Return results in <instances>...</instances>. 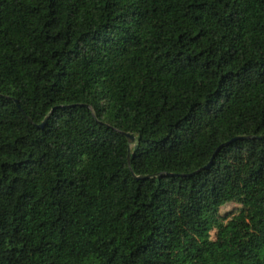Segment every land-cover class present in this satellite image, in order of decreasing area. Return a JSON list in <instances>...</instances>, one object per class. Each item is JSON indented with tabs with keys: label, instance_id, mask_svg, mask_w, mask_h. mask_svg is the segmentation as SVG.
<instances>
[{
	"label": "trees",
	"instance_id": "obj_1",
	"mask_svg": "<svg viewBox=\"0 0 264 264\" xmlns=\"http://www.w3.org/2000/svg\"><path fill=\"white\" fill-rule=\"evenodd\" d=\"M0 264H264V0H0Z\"/></svg>",
	"mask_w": 264,
	"mask_h": 264
},
{
	"label": "water",
	"instance_id": "obj_2",
	"mask_svg": "<svg viewBox=\"0 0 264 264\" xmlns=\"http://www.w3.org/2000/svg\"><path fill=\"white\" fill-rule=\"evenodd\" d=\"M129 138V141H130V144L133 145L135 142H136V136L131 134V133H127L126 134ZM131 164V163H130ZM138 179H149L150 176H147V177H141V176H136Z\"/></svg>",
	"mask_w": 264,
	"mask_h": 264
},
{
	"label": "rangeland",
	"instance_id": "obj_3",
	"mask_svg": "<svg viewBox=\"0 0 264 264\" xmlns=\"http://www.w3.org/2000/svg\"><path fill=\"white\" fill-rule=\"evenodd\" d=\"M236 205L235 204H230L229 206H227L225 209L226 210H231L235 207Z\"/></svg>",
	"mask_w": 264,
	"mask_h": 264
}]
</instances>
